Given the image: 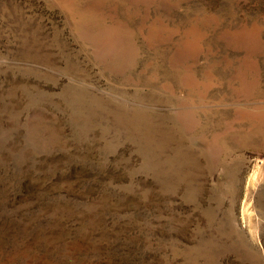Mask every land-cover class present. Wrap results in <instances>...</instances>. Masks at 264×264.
Returning <instances> with one entry per match:
<instances>
[{
    "label": "rangeland",
    "instance_id": "374dc122",
    "mask_svg": "<svg viewBox=\"0 0 264 264\" xmlns=\"http://www.w3.org/2000/svg\"><path fill=\"white\" fill-rule=\"evenodd\" d=\"M0 264H264V0H0Z\"/></svg>",
    "mask_w": 264,
    "mask_h": 264
}]
</instances>
